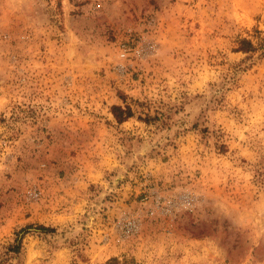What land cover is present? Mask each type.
<instances>
[{"label":"rangeland","instance_id":"374dc122","mask_svg":"<svg viewBox=\"0 0 264 264\" xmlns=\"http://www.w3.org/2000/svg\"><path fill=\"white\" fill-rule=\"evenodd\" d=\"M0 264H264V0H0Z\"/></svg>","mask_w":264,"mask_h":264},{"label":"trees","instance_id":"16d2710c","mask_svg":"<svg viewBox=\"0 0 264 264\" xmlns=\"http://www.w3.org/2000/svg\"><path fill=\"white\" fill-rule=\"evenodd\" d=\"M112 111H113L115 118L118 121H123L126 118L131 116V110L129 107L122 109L120 106H113ZM19 248H20V242L13 244V251L18 250Z\"/></svg>","mask_w":264,"mask_h":264}]
</instances>
